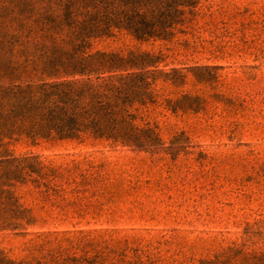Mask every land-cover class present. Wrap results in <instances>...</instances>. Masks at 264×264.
<instances>
[{
    "label": "rangeland",
    "instance_id": "1",
    "mask_svg": "<svg viewBox=\"0 0 264 264\" xmlns=\"http://www.w3.org/2000/svg\"><path fill=\"white\" fill-rule=\"evenodd\" d=\"M56 2L0 0V41L11 42L10 59L0 52L4 77L13 62L40 58L29 41L44 43L47 23L37 19ZM195 9L168 36L136 40L115 29L91 44L92 52H149L146 69L184 75L178 86L158 80L140 113L158 127L163 159L90 135L18 130L3 139L0 256L19 264H264V0H198ZM50 71L58 77L30 78L66 77ZM183 95L199 102L186 111L169 105Z\"/></svg>",
    "mask_w": 264,
    "mask_h": 264
},
{
    "label": "trees",
    "instance_id": "2",
    "mask_svg": "<svg viewBox=\"0 0 264 264\" xmlns=\"http://www.w3.org/2000/svg\"><path fill=\"white\" fill-rule=\"evenodd\" d=\"M197 1L57 0L51 15L37 19L47 23L40 30L44 43L29 41L39 47L40 58L13 62L5 77V66L0 68V148L8 133L20 130L58 139L90 135L113 145L140 148L138 151L142 149L152 158L163 159L159 150L165 149H159L158 127L142 122L140 113L156 99L158 80L178 86L184 82V75H176V69L172 73L146 69L154 58L149 52H92L91 44L115 29L136 40L173 34L178 25L196 13ZM1 42L0 52L10 59L5 45L11 42ZM22 52L19 50V54ZM51 69L66 77L39 83L30 78L37 72L55 76ZM196 99L183 95L168 99V103L186 111L191 109L186 103ZM4 181L0 178V184ZM239 246L232 248L241 251L243 245ZM0 264L19 263L0 256Z\"/></svg>",
    "mask_w": 264,
    "mask_h": 264
}]
</instances>
